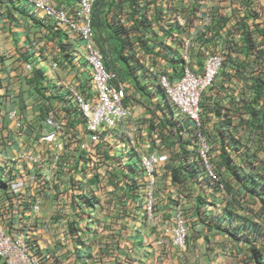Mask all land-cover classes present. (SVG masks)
Here are the masks:
<instances>
[{
	"label": "rangeland",
	"instance_id": "1",
	"mask_svg": "<svg viewBox=\"0 0 264 264\" xmlns=\"http://www.w3.org/2000/svg\"><path fill=\"white\" fill-rule=\"evenodd\" d=\"M255 38L259 39L260 36ZM232 50L236 53L241 52L236 51V47L233 48L230 45L228 46V55L231 54ZM191 62L193 60L190 61V64ZM197 67L201 68L200 65ZM19 76L20 74L16 72L13 75L14 78ZM70 84L74 86V83L70 82ZM128 95L127 105L130 102L129 100H132L136 107L129 105V108L127 106L132 111L133 117L126 120L121 127L122 136L112 131L104 130L102 132L103 138H101V141L96 145L95 151L88 158L84 157L85 154L79 153L78 150L77 139L81 136L79 130H67L70 125L66 122L64 127H62L63 125L58 114H56L57 112H54V117H51L55 123V127L47 137L51 138V141L42 140L43 145L37 146L40 134L34 131V128L32 130L33 135H28V138H31L29 140L25 138L26 142L23 140L29 150L33 149L35 163L39 165L40 169H44L43 173L49 172L48 169L50 167L52 169L57 166L56 155L59 151L62 149L70 150L64 160H60L59 163L67 172H72L70 173L72 176L68 180L67 178L58 179V182L62 184L60 185L62 189H65L63 194V200H65L63 204L65 205L63 206L66 207L61 212L69 220L66 223L65 219L60 224L59 220H57L60 211L59 209L55 210V208L49 210L47 213L49 218L44 217L39 224V221H35L28 209L23 210V216H21L18 214L17 208L11 206L9 210L3 212L2 215L5 217L3 219L0 218L4 223L1 229L5 235L16 243L17 252L27 255L29 262L26 263L16 258L13 263L2 260L0 264H249L248 245L242 241L234 240L228 234L225 236L224 231L219 229L225 226L226 229L239 232L238 228L242 221L238 217L243 215V211L249 214V218L255 219L256 210L254 211L255 213L251 210L248 211V206L247 209H241L238 206L233 208L234 212L230 215L236 217L232 219L228 215L230 210H228L226 202L223 206L216 209L212 206L207 207L211 205V202L207 201V199L201 204L200 208L203 211L201 214L205 220L211 221V218H215L213 221L216 225H219V227L213 225L210 229L206 228L207 234L212 240L209 248L211 247L213 253H206L207 250H205L203 255L201 254L204 249L198 246L201 240L197 242L196 239L197 235L202 232V228L200 225L197 226L192 223V208L190 209L189 207L187 197L195 198L197 201V187L201 186L202 189L210 186V189L214 190L215 193L219 192L215 191L216 188L212 186L213 182L208 174L203 172L199 176H190L188 181L185 182L186 189H183L182 192L175 190L177 192L173 193L169 190L172 189L171 185H174L167 183L164 175H160L157 172L158 163L155 166V172L160 176H154L152 191L136 189L138 184L130 180V171L127 174L123 173L125 168L119 165L122 164L121 161L125 160L127 156L126 169L135 171L137 175L140 153L142 155L162 157L160 162L166 163L167 161V166H170V168L178 162L180 155V142L175 131L171 130L170 121H168V117L164 112L163 102H159L160 105L150 103L147 97L145 100L141 96L142 93H135L134 90ZM136 96L138 100L135 99ZM27 113L23 110L19 113L16 112V115L11 116V121L14 118H20L23 121L22 123L27 124L29 123ZM183 121L187 123L186 119H183ZM202 124L205 126L204 134L209 147L208 165L211 173L218 178L220 173H226L224 166H218L220 155L222 150H224L230 161L242 168V171H244L243 175H247L249 185L252 184V178L249 177L251 175L257 181L263 179L257 177V175H264V152L258 144L257 136L251 138L248 131L235 130V132H232L224 129L231 133L230 144L222 143L220 138V146L218 147L213 135L215 130L213 128V131L206 130L213 123L210 124V119H206ZM3 127L4 124L0 120V146L3 149L4 146L9 144L10 134L15 136L18 141L25 134V130L24 134L19 135L15 130H9L8 125L1 130ZM236 138H238L239 143L232 142ZM186 141H190L189 135ZM222 144H224L226 149L222 148ZM242 145H244V150L246 151L249 148L250 156L246 161H243V158L239 156L242 154L240 151ZM191 146L192 144L189 147V151L192 150ZM122 155H125V157ZM73 157L86 159L85 162L79 164L77 173L70 159ZM41 160L47 161L45 164L49 168L44 166ZM190 161L194 164L199 162L195 157L190 158ZM91 173L97 176V180L94 182H88L92 175ZM75 175L78 180H87V182L85 180L83 183L78 182L77 190L82 191L81 187L86 184L87 189L91 191L95 200L96 211L91 212L89 206L87 208L84 206L80 207L81 198L74 193L72 184V180L76 179ZM202 176L205 178L203 181L201 179ZM53 180L55 179H49V186L56 188V185L59 186V184ZM209 181L211 185L208 183ZM134 188L138 193L129 197L130 191ZM221 191L224 190L222 189ZM230 192L239 197L242 196V193L238 191ZM149 194H152L150 215L143 208V197ZM141 201L142 210L139 205ZM233 205L231 204V206ZM250 205L253 208L254 206H259L260 202L256 201ZM24 216L27 218L26 220L22 219ZM176 217L182 220L185 229L183 247L174 243ZM73 220L78 221L75 223ZM37 223L38 225H35ZM261 223L264 226V219ZM69 224L76 228L74 233L69 231ZM85 224L91 225L93 229L91 235L81 232ZM29 227L34 229L32 234L26 231V228ZM195 248L197 249L196 252Z\"/></svg>",
	"mask_w": 264,
	"mask_h": 264
},
{
	"label": "crops",
	"instance_id": "2",
	"mask_svg": "<svg viewBox=\"0 0 264 264\" xmlns=\"http://www.w3.org/2000/svg\"><path fill=\"white\" fill-rule=\"evenodd\" d=\"M76 1L54 0L59 5H74ZM118 2H121V12H119L120 25L117 28L123 34H126L127 30L130 49L136 53L162 52L164 58L161 60V65L163 68L169 67V71H172V67L167 55L171 51L177 52L181 49L184 42H188L190 45L191 60H193L191 65L197 69H199L198 65L201 67L203 60V56L200 59L198 55V50L200 47L202 48V45L205 44V48L202 49L203 53L210 47V44L224 50L227 54L226 62L211 87L205 92L207 93V101L217 102L223 111H227L230 122L224 126V129L232 132L235 130L247 132L248 129L242 127L244 121L251 120L247 110L250 107L259 112L264 110V93L257 95L258 92H256L254 85L257 78L260 77L264 80V59L261 57L253 59L246 54L243 48L246 47L244 45L246 43L242 41V38L248 29H250L252 40L254 37L263 36L264 19L262 14L260 13L255 18L252 15H258L260 11L263 12L264 0H118ZM104 9L109 8L105 6ZM133 25L137 28H133ZM153 27L154 29H152ZM59 30L34 17L30 12V7L22 0H0V79L2 81L1 87L7 94L6 98H9L3 105V110L16 109L18 113L23 110L28 112L27 116L29 117V123H27L29 131L20 137V141L10 134L9 144L4 146V149L0 147V161L9 162L7 159H16L22 148H28L23 140L31 138H28V135H33V128L40 136L42 133L52 131L54 121L51 119V108L53 112H56L58 106L57 98L54 97L53 93L59 92V89L49 90V87L57 81V76L64 77L66 80H71L74 77L79 83L85 79L87 65L84 62L82 42L70 38L65 31ZM255 41L258 48L262 49L261 53H264V42ZM229 45L233 48L236 47V51L241 52L236 53L232 50L231 54L228 55L227 47ZM32 53L33 56L31 57ZM27 59L34 60L35 69L39 67L43 69L41 82H38L39 74L34 77L33 66H31L32 69L27 67ZM142 63L144 64L143 67L150 64L147 57L143 58ZM15 72L20 74L18 78L13 77ZM136 90L144 93L143 87L140 85ZM60 91L62 90L60 89ZM42 93L46 95L43 96ZM48 101L49 106L46 107ZM129 101L128 105L135 108L136 105L133 104V101ZM221 116L222 114L218 111H212L209 119L210 124L213 123L215 127L211 126L206 130L218 129ZM65 122L66 120L63 119V123ZM71 129H76V126L72 125V128H67V130ZM49 135L46 134V136ZM213 135L219 147L220 134L213 132ZM37 142V146L43 145L41 138ZM59 161L57 160V166L52 169L45 164L47 161H44L43 164L48 166L49 172L45 173L47 179L42 178L43 181L36 175L38 166H32L28 163L23 166L20 159L15 163L11 162L13 166L19 167L27 182L24 186L17 185L15 192L19 194L18 197L25 203H29L35 198L40 201V212L37 216L32 215L35 221H39V224L44 217L49 218L48 211L55 208V210L59 209L60 211L59 216H57L59 223L61 224L66 219L61 212L66 207L63 206L65 205L63 204L65 189H62L60 186L62 184L58 182V179L67 178L68 180L72 176L70 175L72 172H67ZM167 164V161L166 163L158 161L157 172L160 175L163 174L167 183L171 184L173 181L172 170ZM157 172L156 175L160 176ZM230 173L226 172L225 174L232 177ZM239 174L242 178L244 171H240ZM244 176L246 177V179L244 178L245 186H248L247 175ZM50 178H54L53 181L58 182L59 186L56 185V188L49 186ZM16 180L21 181L20 177ZM173 185H171L172 189L169 190L173 193L177 192L175 190L182 192L183 189H186L185 183ZM204 193L203 203L206 199L211 202V205L207 206L208 208L211 206L214 209L219 208L227 200H230L227 193H214L210 187H203L202 189V186L197 187L196 199L199 196L203 197ZM7 194L10 195L8 189L0 186V216L15 202L12 198L6 201L4 198ZM187 200L190 209L192 208V223L197 226L200 225L202 228V232L197 235L196 239L197 242L201 240L198 245L204 249L201 254L203 255L205 250H207L206 253H213L211 247L209 248L212 240L207 234V227L194 212L196 211L195 207L201 204L195 198L187 197ZM15 207L20 208L18 205ZM4 217L2 215L0 218L3 219ZM22 219L26 220L27 218L24 216ZM68 220L66 219V223ZM213 220L215 218L211 222H214Z\"/></svg>",
	"mask_w": 264,
	"mask_h": 264
},
{
	"label": "clouds",
	"instance_id": "3",
	"mask_svg": "<svg viewBox=\"0 0 264 264\" xmlns=\"http://www.w3.org/2000/svg\"><path fill=\"white\" fill-rule=\"evenodd\" d=\"M22 1L28 7H30V12L34 17L39 18L42 22H44L47 25H51L56 30L61 29V30L65 31L66 34L70 38L75 39V40H79L82 42V49L84 51V55H83L84 62L87 65V71H86L85 79L79 83L74 79V77H72L71 80H66L64 77L57 76V81H55L54 84L52 85L54 87H52V86L49 87V90H53L54 88L59 89V92H57L55 94L53 93V95H54V97L57 98V101H58V106L56 108V112H57L56 114H58V116H59L60 122L63 125L62 127H64V125H65L63 123V119H64V120H66V123L70 125V127H72V125L74 127L76 126V129H74L73 131L79 130V133L81 135L77 139V145L79 146V149L78 148L77 149L79 150V153L81 152V154H85L84 157L88 158L91 155V153H93L95 151L96 145H98V142L101 141V138H103L102 132L104 130L112 131V132L116 133L117 135L122 136V133H121L122 131H120L121 127L125 124L126 120L133 117L132 111L129 109L130 106L127 105V99L129 96L128 93H131L132 90H134L135 93L139 92L136 89H138V86L140 85L141 87H143V91H144V93H142V95H141L142 98L147 97V100L150 103H153L155 105H160L159 102H161V101L163 102V107L165 108L164 112L166 113V116L168 117V121H170L171 117L177 116V117H180L182 120L186 119L187 122L190 123V128L192 130L191 133H187L185 130L181 131V134L183 135L184 141H186V139L189 135L190 143L192 144V146H191L192 150L191 151H189V148H187V151H186L187 156L186 157L189 159V161H190V158H193V157H195L199 161L197 164L191 163V161L189 162L188 169L191 171L190 174H192V176L196 175V173L193 172V168L199 164L200 167L202 168V173L204 172L205 174H208L210 176V179L212 180V182L216 183V186H214L215 183H213V185H212L213 187L216 188L215 191H219L218 193L224 194V191H221L223 188H222V184L220 181V177L218 178L216 175L211 173V171H210V173H211L210 174L206 170V165L209 168V165H208V149H209V147L206 143L207 139H206V136L204 134L205 129L203 131V127H202V125H203L202 123H203V119H204V112L202 111V108H201V101H202L203 93H205L211 87L216 76L220 73V71L224 67V62L226 60L225 58H227V54H225L224 50H220L216 46L210 44V47L207 48L204 52L203 60L201 62V68L195 69L190 64V61H191L190 45L188 42H184L181 49H179L177 52L171 51L167 55V59L169 60L171 67H172V71H169V67L163 68V66L161 65V60H163V58H164V55L162 52L161 53H159V52H155V53L138 52V53H136V51H133L132 49H130V44L126 43L125 47L123 49V53L130 58L135 57V59H136V63L134 64V66L136 67V75H137L136 78L138 81V85H135L134 82H132V81H129L127 79H122L117 71L110 70L106 67L105 53L102 52L100 50L99 46L97 45L96 30H95V27L93 26V11H94L95 3L97 2V0H93L92 4L90 6V9L86 13H83L81 11L82 10L81 9L82 6L80 5L81 0H77L76 3H74V5H59L56 2H54V0H48L49 4L53 8L63 9V10H65L66 13H68L72 17H75L74 19L80 25L88 21V23L90 24V31H91L89 38H85L83 36V34H81L78 30H74L72 32L69 29H67L65 26H63L62 24H58L57 23L58 20L55 17H53V15L48 14L41 9H36L34 7V5L32 4V2H30L29 0H22ZM102 1H104L105 3L110 2V0H102ZM262 6L263 5L261 4V7ZM263 8H264V6L262 7V9ZM260 13L262 14L263 19H264V10H263V12L260 11L259 14L255 17H258L260 15ZM119 16H120V13L118 12L116 14L117 20L115 22H113V20H110V22H111L110 27L112 29H114L116 32L121 34L119 29L117 28V26L120 25ZM110 17L111 16L109 15V18ZM255 17H253V18H255ZM171 19H172V17H171ZM166 24H169V23L166 22ZM152 29H154V27ZM110 31L111 30L108 29L107 31L102 32L103 36L107 37V38L110 37ZM122 35L124 37L123 33H122ZM251 39H252V36H251ZM253 40H260V41L264 42V34L259 39L254 37ZM127 41H128V39H127ZM242 41L244 43H246L243 38H242ZM88 42H90L91 45L94 46V48H96L99 51V53L101 54L102 62L104 64L106 71H108L110 74L113 75L109 79L108 83L116 89H119L122 87V89L124 91V97L122 98V103L130 112V116L128 118L119 119V120L115 121L114 124L111 126H108L105 124H101L100 126L98 125L94 131L89 130L86 126V119L87 118L85 116V112H88V109L86 108V106L84 104L82 107L79 105V103L76 101L74 95L72 94L73 92L71 91V88H73L76 92H78V94H80L84 98L86 104L87 103L92 104V103L97 101V98H98V92L97 91L98 90L96 89V86L92 80L93 72H92L91 66L88 63L87 58H86V56H87V43ZM244 45H246V44H244ZM104 46L109 48L110 43L109 42L105 43ZM141 46H142V44H141ZM203 48L204 47L202 46V49ZM257 50H258V48H257ZM211 52L221 53L223 56V61H222V65L217 70V73L215 74V76L213 78L212 84L208 88H206L204 91H202V93L200 94V98H199V102H198L199 118H198V123H197V122H193L188 114L180 111L165 96V94L163 93V89L161 88V86L158 82V76L159 75H166L170 79L171 82H174L176 80H179L182 77L185 68H189L194 73L200 75L203 72L204 63L207 59V56ZM184 53L186 54L187 59L182 57V54H184ZM106 54H108V52H106ZM30 56L32 57L33 53ZM30 56H29V58H31ZM253 56H255V54H253ZM144 57H147V61L150 64L149 65L146 64V66L143 67L144 64L142 63V61H143ZM27 62H28L27 67H29L30 69H32L31 66H33L32 73H34V77H35V75L39 74L38 82H41V78H43V69L41 67L35 69L33 59H27ZM70 82L74 83V86H72L70 84ZM1 83H2V81L0 79V120L4 124L3 129L5 128L6 125H8L9 130L10 129L15 130L19 135H22V134H24V130H25V132L29 131L28 124L22 123L23 121L20 118H14V120L11 121V116L16 115V112H17L16 109H11L9 111L3 110V105L7 102V100L9 98H6L7 94L4 93L5 91L3 90L4 88L1 87ZM60 89L62 91H60ZM135 99L138 100V97L136 96ZM49 101H50V99H49ZM49 101L47 102L46 107L49 106L48 105ZM46 107H45V109H46ZM51 112H52L51 117H54V112L52 111V108H51ZM169 112H171V113H169ZM8 121H9V123H8ZM52 126H53V128L55 127L54 123H52ZM171 127H172V125H171ZM222 128L224 129V127H222ZM40 130L42 131V129H40ZM171 130H172V128H171ZM174 130L176 132V129H174ZM177 133H178V131H177ZM46 134H50V133H42V136H40L39 138H41L42 140H46L48 142L51 141L52 139L47 138L48 136H46ZM93 135H96L97 138L96 139L92 138ZM199 135H200L202 142L207 145V152H206V155L204 157L200 153V150H201L203 143L200 142ZM52 136H53V134H52ZM128 137L131 138L129 135H128ZM53 139L56 140L54 137H53ZM69 152H70V150L68 151L65 149H62L61 151H59V153L56 155V162H57V160L59 161L60 159L62 160L63 158H65ZM189 152H190V154H188ZM61 153L63 156L61 155ZM139 155L141 157L144 156L141 153ZM122 156L125 157V155H122ZM141 157H140V160H141ZM153 157L156 160V164L158 163V161L162 160V157H157V156H153ZM19 159L21 160V163L23 166H26V163H28L32 166H38L39 167V165L35 163V157H34L33 151L31 149L29 150L28 148H22V150L18 153L16 159L15 158L7 159V160H9V162L3 161V160L0 161V175H1L0 186H2L3 188H7L8 193H10V195L7 194L4 199L7 201L8 199L12 198L15 201L6 210H9L11 208V206L15 207V205H18L21 209L20 208L18 209L17 207H15V208H17L19 215L23 216L22 211L25 209H28L32 215L37 216L38 213L40 212V201H39V199L35 198V199H33V201H30L29 203H25L18 197L19 194H17L15 192V189L17 188L18 184H21L22 186H24L25 183H27L25 181V179L23 178V176L19 170V167H15L11 163L12 161L15 163ZM70 159L73 162V168L76 170V173L79 169V164H82L86 160V159H83V157H81L80 159H78L77 157H73ZM140 160L138 162V174L136 175L135 171L134 172L132 171L131 178H132V181L134 183L138 184L137 187L140 190L141 189L146 190L147 179H146L145 172L143 171V168L141 166ZM121 162L124 165L121 164L119 166L125 168V169H123V171H124L123 173L127 174V172H129V170L126 169L125 164H126V162H128V156L126 157L125 160H122ZM41 163L43 164L44 161L41 160ZM43 170L44 169L38 168L37 169L38 172L36 173V175L38 177H40V179L42 181H43L42 178L47 179L45 176V173H43ZM88 175H90V174L88 173ZM155 175H156V172H154V176ZM18 176L20 177L21 181L16 180L17 178H19ZM83 176H85V175H83ZM74 177L76 178V179H74L76 181V184L73 185L74 193L80 194V196H82L83 195L82 192L77 190L78 182L80 183L81 180H78L76 175ZM137 178H138V180H136ZM14 183H16V184H14ZM208 183L211 185L210 181ZM207 187H210V186H207ZM210 190L214 192V190H212V189H210ZM140 194H142V193H140ZM34 203H37L39 206L37 213H34L32 210V205ZM143 203H144L143 208H144V211L146 212V209H145L146 197H145V195L143 197ZM139 205H140V208L142 210V201L139 203ZM150 212H151V210H150ZM212 219H214V218H211V220ZM0 223L2 225L4 224L1 220H0ZM21 226H22V223H21ZM26 229H27L26 231L31 232V234L34 232V229L32 227H29Z\"/></svg>",
	"mask_w": 264,
	"mask_h": 264
},
{
	"label": "trees",
	"instance_id": "4",
	"mask_svg": "<svg viewBox=\"0 0 264 264\" xmlns=\"http://www.w3.org/2000/svg\"><path fill=\"white\" fill-rule=\"evenodd\" d=\"M105 6L108 7L109 9H104ZM120 11H121V2H118V0H110V2L108 3H105L102 0H97V2L95 3L94 11H93V26L95 27V30H96L97 45L99 46L100 50L105 53V64L108 69L117 71L122 79H127L129 81L134 82L135 85H138V81L136 78L137 76L136 67L134 66V64L136 63V59L135 57L130 58L123 53L125 44L129 43V41H127L128 32L125 29L126 34H124V37H123L122 33L120 34L110 27V24H111L110 20H113V22H115L117 20L116 14ZM109 15L111 16L110 18H109ZM102 16H104V18H102ZM252 16L255 17L257 16V14H253ZM133 28H137V26L134 27L133 25ZM108 29H110L111 31H110V37L107 38L103 36L102 32H105ZM258 30H259V27H258ZM243 39L246 42V47H244L246 54H249V56L253 59L258 58V57H261L264 59V53H261L262 49L258 48V44L255 40L251 39L250 29L244 32ZM108 42L110 43L109 48L104 46V44ZM205 42L211 43L210 41H205ZM202 46L205 48V44ZM256 47L258 48V50ZM202 51L203 50L200 47V49L198 50V55L200 56V59L204 55ZM106 52H108V54H106ZM253 54H255V56H253ZM254 85L256 87L255 89L256 92H258L257 95H259L260 93L261 94L264 93V80L263 79H261L260 77L257 78L254 82ZM42 94L45 95L44 93ZM201 108H202V111L205 113V119H203V121L206 119H209V117H211V112L214 110L222 114V116L219 119V125H218L219 127L218 129H215V133L221 135L220 137L222 139V143L230 144L229 140L231 139V133H229L228 131L222 128L230 122V117L227 111H223L219 107L217 102L207 101V93H203L202 101H201ZM247 113L251 117V120L249 121L246 120L243 123L241 122L243 124L242 127L244 129H248L251 135V138H253V136H257L258 144L260 148L262 149V151L264 152V110H261L259 112L256 109H251L250 107L247 110ZM170 124L172 125L171 127L172 131L176 129L175 134L178 136V139L180 142V150H179L180 155L178 157V162L171 167L172 180H173L172 184L181 185L182 183L187 182L189 177L192 176V174H190L191 171L187 168L190 161L186 157L187 148H189L191 144H190V141H184L181 131L185 130L187 133H191L192 130L190 128V123L184 122L180 117H177V116L171 117ZM211 126L213 128L215 127L214 124H212ZM202 127L204 131L205 126L202 125ZM232 142L239 143L238 138H236L235 140H232ZM222 148L226 149L224 147V144H222ZM240 151L243 154V155L242 154L239 155L240 158H243V161H246L250 156L249 148H248V151H246L244 150V145H242L240 147ZM175 160L177 161V159ZM218 166L219 167L224 166V168L226 169V172H229V173L231 172L230 174L232 175V177H229L225 173L224 174L220 173V181H221L224 193H227L231 200V201L230 200L226 201L228 205V210H230L228 215L231 216L230 214L234 212L233 208H235L236 206H238L241 209H247L249 207L248 211L251 210L252 212L256 210V213L254 212L256 214V216H254L255 219L249 218V214H247V212L245 211H243V215L238 217L242 221L240 223V227L238 228L240 233L238 231H234V230L231 231L229 229H226L225 226L224 227L222 226V228H219V229L223 230L225 234H228V236L233 238L234 240L242 241L248 245L249 264H264V226L261 223V221H263L264 219V175H260V176L257 175L258 178H263L261 180L259 179L260 181H257L253 175L251 176L248 175L249 177L252 178L251 179L252 184L245 186L244 180L246 179V177L243 175V177L241 178L239 174L240 171H242V168L234 164L232 161H230L229 156L224 150H222V153L220 155ZM129 171L130 173H132L131 170ZM193 172L196 173L197 176H199L200 174L202 175V168L200 167L199 164L193 168ZM201 179L205 180L203 176L201 177ZM85 180H81V182L83 183ZM96 180H97V176L96 174L93 173L90 179L88 180V182H94ZM130 180L132 181V178H130ZM72 184L73 185L76 184V181L72 180ZM214 186H216V183ZM81 188H82L81 192L83 194L82 195L83 197H81L80 194H76L77 196H79V198H81L80 207L84 206L85 208H87L89 206L91 212L96 211L97 209L95 206V200L91 194V191L87 189L86 184H84V186H82ZM136 189H138V187H136ZM136 189L134 188L130 191L129 197H131L133 194L138 193ZM230 191H238L239 193H242V196L239 197L236 194L234 195ZM234 196H236V198ZM204 199H205V193L203 197L199 196L197 201L200 204H202ZM256 201L257 202L259 201L260 205L259 206L257 205L258 207L254 206L252 208L250 204ZM231 204L232 205L234 204V205L231 206ZM200 207L201 205L197 206L195 208L196 210L195 212L198 218L203 221L207 229H210L211 227H213V225L219 227V225H216L215 222L212 223L211 221L205 220V218L201 214L203 211L201 210L202 208ZM235 217L231 216L232 219ZM73 221L76 223L78 220H73ZM88 222H91V221H88ZM71 224H69L68 228L71 233H74V229L76 228L72 227ZM81 230H82L81 232L85 234H90V235L93 232L91 225H88V224H85L84 228Z\"/></svg>",
	"mask_w": 264,
	"mask_h": 264
},
{
	"label": "built area",
	"instance_id": "5",
	"mask_svg": "<svg viewBox=\"0 0 264 264\" xmlns=\"http://www.w3.org/2000/svg\"><path fill=\"white\" fill-rule=\"evenodd\" d=\"M32 2L36 9H41L48 14L53 15L58 20V24H62L70 31L78 30L85 38H89L90 24L87 22L79 24L71 15L65 12L63 9L53 8L48 0H29ZM93 0H81V11L86 13L92 4ZM183 58L187 59L186 54H182ZM87 61L91 66L93 72V82L98 90V98L94 103H85L84 98L78 94L73 88H71L72 94L76 101L82 107L83 104L88 109L85 112L86 126L89 130L94 131L97 126L105 124L111 126L115 121L119 119H126L130 116V112L123 105L122 98L124 97V91L121 88L116 89L112 87L108 81L113 76L106 71L102 62V57L99 51L87 43ZM223 56L218 52H211L204 63L202 74L198 75L189 68H185L182 77L179 80L171 82L166 75H159L158 82L163 89L165 96L173 103L180 111L185 112L190 116L193 122L198 123L199 107L198 102L200 94L206 88H208L213 81L217 70L222 65ZM92 138L96 139L97 136L93 135ZM200 142H202L199 135ZM207 152V145L203 143L200 153L204 157ZM141 166L145 172L147 179L146 190L152 191L154 185V172L156 166V160L152 155H144L141 157ZM206 170L210 173V169L206 165ZM211 174V173H210ZM152 194L146 195L145 209L148 215L151 210ZM39 206L37 203L32 205V210L37 213ZM0 223V261H8L13 263L14 259H21L23 262L28 263L29 259L27 255L19 254L17 252V245L12 239H10L1 229ZM174 229V243L179 246H184L185 229L183 222L179 217L175 218Z\"/></svg>",
	"mask_w": 264,
	"mask_h": 264
}]
</instances>
